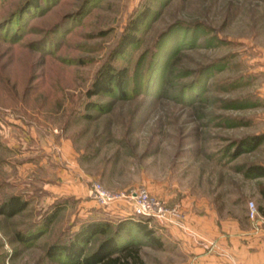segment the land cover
Wrapping results in <instances>:
<instances>
[{"label": "rangeland", "instance_id": "374dc122", "mask_svg": "<svg viewBox=\"0 0 264 264\" xmlns=\"http://www.w3.org/2000/svg\"><path fill=\"white\" fill-rule=\"evenodd\" d=\"M24 1L0 0V202L16 194L28 203L0 217V264H52L47 245L101 209L88 196L92 183L114 193L145 189L168 206L199 202L223 215L250 201L264 210L259 183L243 174L264 165V142L232 157L237 141L264 135V0H90L85 7L86 0H41L39 12L20 18ZM145 4L154 19L139 46L114 63L128 68L126 97L87 99L96 71ZM176 23L188 29L151 56ZM88 100L99 110H86ZM58 203L40 239L29 248L15 242ZM140 250L145 264L168 262L163 248Z\"/></svg>", "mask_w": 264, "mask_h": 264}, {"label": "trees", "instance_id": "16d2710c", "mask_svg": "<svg viewBox=\"0 0 264 264\" xmlns=\"http://www.w3.org/2000/svg\"><path fill=\"white\" fill-rule=\"evenodd\" d=\"M90 0H86L84 7ZM84 7L79 13H82ZM41 0H25L19 8L20 18L23 15L37 13L41 10ZM79 13L74 15L79 17ZM67 17V16H66ZM155 17L150 6L145 4L128 20L117 43L110 50L107 59L96 71L90 87L86 90L87 99L92 97H126V85L129 71L125 66L116 67L115 62L125 56L140 44V37L147 24ZM67 18H64L63 21ZM60 25V24H59ZM188 29L176 23L162 32L156 40L151 56L159 55L163 40L174 35L178 29ZM157 55V56H158ZM89 101V100H88ZM97 107V108H96ZM95 102H87L86 110H99ZM264 142V135H253L237 141L232 157L254 151ZM247 179L264 178V165L251 164L244 168ZM264 200V188H259ZM27 201L21 195L11 194L0 202V217L11 219L27 207ZM61 203L43 217L42 221L30 225L24 231L14 234L15 242L22 247H31L46 233L53 222ZM104 209L95 210L86 218L71 224L61 235L51 241L45 249V258L52 264H143L139 248L153 244L157 238L149 222L137 216L116 220ZM110 214V213H109ZM76 228V230H74Z\"/></svg>", "mask_w": 264, "mask_h": 264}, {"label": "crops", "instance_id": "0c3cea01", "mask_svg": "<svg viewBox=\"0 0 264 264\" xmlns=\"http://www.w3.org/2000/svg\"><path fill=\"white\" fill-rule=\"evenodd\" d=\"M253 180L264 188V178ZM182 205V227L160 226L159 232H164L154 233L157 240L150 245L166 250V264H264V224L260 220L264 218L263 209L256 206L259 216L251 221L248 204H243L240 213L226 215L199 202ZM142 247L139 254L144 263Z\"/></svg>", "mask_w": 264, "mask_h": 264}, {"label": "built area", "instance_id": "2783aa9c", "mask_svg": "<svg viewBox=\"0 0 264 264\" xmlns=\"http://www.w3.org/2000/svg\"><path fill=\"white\" fill-rule=\"evenodd\" d=\"M88 196L98 207L106 211L120 208L130 212L132 216L143 218L149 223L153 221L162 227H182L181 222L184 218L182 205L173 204L168 206L145 189H135L127 193H114L108 191L99 183H92ZM248 211L249 219L255 221L259 215L254 202H248ZM260 220L264 224V218H260Z\"/></svg>", "mask_w": 264, "mask_h": 264}]
</instances>
